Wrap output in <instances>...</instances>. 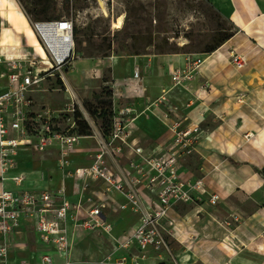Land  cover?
Here are the masks:
<instances>
[{
	"label": "crops",
	"instance_id": "crops-1",
	"mask_svg": "<svg viewBox=\"0 0 264 264\" xmlns=\"http://www.w3.org/2000/svg\"><path fill=\"white\" fill-rule=\"evenodd\" d=\"M9 1L38 35L16 0ZM205 1L236 32L205 58L197 56L203 62L191 81L174 85L171 79L173 71L185 67L190 58L182 53L119 55L98 61L109 66L107 83L113 90L115 106L134 104L137 117L133 126L138 135L131 138L145 153L168 148L172 135L168 122L162 118L168 107L174 112L171 119L177 116L184 125L200 126L195 152L181 161L179 170L191 181L201 178L204 191L199 200L179 203L171 210L175 229L166 235V240L174 262L167 264H264V0ZM8 36L11 39L4 43L2 40ZM38 43L43 48L39 35L32 37L24 26L15 29L0 9V70L7 60L34 55L40 59ZM232 52L247 56L245 68L238 70L232 65L229 60ZM225 54L229 56L227 61L223 58ZM90 62L77 59L72 66L90 72ZM135 68L138 77L133 76ZM100 73L101 68L97 70ZM4 88L2 80L0 91ZM153 130L158 135L151 143L147 135L154 136ZM84 140L87 141L82 143L84 146L94 145L91 140ZM33 155L34 152L19 151L16 167L5 174L0 189L52 191L64 183L70 201H77V181L63 177L57 167L56 148L41 152L38 157ZM77 155L80 156L73 158L71 169L91 160L86 158L87 153ZM194 157L199 162L191 166L188 162ZM14 176H22L20 184L12 180ZM213 194L219 196L214 205L209 202ZM116 199L124 202L120 196ZM138 218L130 209L109 214L114 237L135 227ZM69 234L73 240L69 264H117L122 256H127L125 264H133L130 254L135 247L122 249L100 230L73 232L70 223ZM13 241L7 264H20L21 260L37 264L38 252L45 247L32 220L22 221L21 231L14 235ZM171 245L175 247L173 251ZM163 251H149L140 264H160L165 257ZM107 256H111V261H106ZM61 261V257H55V264H62Z\"/></svg>",
	"mask_w": 264,
	"mask_h": 264
},
{
	"label": "built area",
	"instance_id": "built-area-1",
	"mask_svg": "<svg viewBox=\"0 0 264 264\" xmlns=\"http://www.w3.org/2000/svg\"><path fill=\"white\" fill-rule=\"evenodd\" d=\"M46 23L65 33L62 42L66 49L60 46L62 43L51 46L44 39L48 45L42 41L46 60L11 59L0 70V81L5 80V88L0 91V181L16 167L19 151L41 153L54 147L58 154L57 167L63 177L77 181L78 198L70 201L64 183L52 191L0 189V264H7L14 235L21 231L24 220L34 222V229L45 247L38 252L37 264H55L56 256L61 257L62 264H69L73 244L70 223L73 232L74 229H97L109 235L122 249L135 247L130 258L133 264H140L151 250H169L166 235L175 229V220L170 214L173 207L199 200L204 191L201 178L191 181L179 170L181 161L195 152L200 126L184 125L177 116L171 119L174 112L168 107L162 118L168 122L171 142L166 150L147 154L133 141L129 131L137 117L133 103L121 107L114 103L110 128L105 135L98 128L89 135L79 133V105L74 92L60 108L36 107L33 93L44 90L42 83L53 71L60 73L61 80L66 82L64 71L71 66L75 54L72 20L64 18ZM202 62L201 57L187 59L185 67L173 71V84L191 81ZM230 62L241 70L248 58L244 53L232 52ZM138 74L135 68L133 76L138 77ZM84 139L94 145L84 146ZM82 153L88 154L90 162L71 169L72 156ZM12 180L18 185L22 176H14ZM116 196L122 197L124 202H119ZM218 199L219 196L213 194L209 202L214 205ZM125 209L138 214V223L115 238L108 215ZM106 261H111V256H107ZM126 261L127 256H122L116 263ZM20 264L28 263L21 260Z\"/></svg>",
	"mask_w": 264,
	"mask_h": 264
},
{
	"label": "rangeland",
	"instance_id": "rangeland-1",
	"mask_svg": "<svg viewBox=\"0 0 264 264\" xmlns=\"http://www.w3.org/2000/svg\"><path fill=\"white\" fill-rule=\"evenodd\" d=\"M16 2L28 18L37 17V20H31L33 24L45 22L46 18L72 20L76 28L73 60H91L90 72L81 71L79 66L74 67L71 64L64 71L65 82L61 80L60 73L53 71V75L42 83L44 90L33 93V100L36 107L54 109V106L62 107L75 92L79 105L78 113L82 121L91 127V131L94 128L101 130L105 127L106 120L104 122L96 113L102 111L105 115L110 113L111 116L115 103L113 90L105 81L109 79V66L100 64L99 59L119 55L158 54L161 51L160 47H169L172 50H167L168 52L182 53L190 59L199 55L205 58L212 52L204 50L212 45L220 34L233 32L231 24L205 0H16ZM0 3V9L4 11L15 29L21 30L24 26L32 37L36 38L39 35L38 32V35L34 33L23 16L17 14L9 0H0ZM37 10L42 12L35 16L33 12ZM119 17L123 22L121 28H113V22ZM9 39L10 36L2 41L8 43ZM37 45L40 47L39 43ZM107 45H110V50H105ZM42 46L44 48L43 44ZM101 49L107 56L96 57L95 53ZM46 57L47 55L44 56L42 52L40 59ZM223 58L227 61L229 56L225 54ZM100 68L101 73L97 74ZM55 88L58 90L53 91ZM129 131L131 136L138 135L135 126L129 127ZM152 134L154 136L147 135L151 143L158 132L153 130ZM85 142L87 141L82 140L83 144ZM40 154L34 152L33 156L38 157ZM79 156L75 154L72 159ZM87 156L89 160L90 157ZM198 162V158L194 157L189 159L188 164L196 166ZM171 247L173 251L174 245ZM167 252H162L165 257L160 264L174 262V257Z\"/></svg>",
	"mask_w": 264,
	"mask_h": 264
},
{
	"label": "trees",
	"instance_id": "trees-1",
	"mask_svg": "<svg viewBox=\"0 0 264 264\" xmlns=\"http://www.w3.org/2000/svg\"><path fill=\"white\" fill-rule=\"evenodd\" d=\"M39 3V2H38ZM41 3V2H40ZM212 6V5H210ZM213 7V6H212ZM42 11L41 10H37L35 12H33V14L35 16H37V14H40ZM218 12V11H217ZM29 20H37V17H29ZM46 21L45 22H50V21H56V20H60V19H52V18H46L45 19ZM229 22V21H228ZM230 23V22H229ZM231 24V23H230ZM231 26L233 27V32L232 31H229V32H226V33H223V34H220V36L218 38H216L214 41H213V44L210 45L209 47L206 48V50H204V52H213L215 49H217L218 47H220L222 44H224L228 39H230L236 32L235 30V27L231 24ZM72 35H73V40L76 36V28L74 27L73 25V31H72ZM74 43H75V40H74ZM177 48V47H176ZM105 50H110V45H107L106 49ZM160 52H158V54H165V53H175V52H168L167 50H172L171 48L169 47H160ZM95 56H100V57H104V56H107V54H105L104 50L101 49L100 51L96 52L95 53ZM107 81V80H105ZM110 113H107L105 115V112H102V111H98L96 113V116H98L99 118H101L104 122L106 120V125L105 129L101 128V131L102 133L105 135L108 133L109 131V128H110ZM109 116V117H108ZM77 117H79L80 119H78V131L81 135H89L91 133V127L85 122V121H82L81 119V115L80 113L77 114Z\"/></svg>",
	"mask_w": 264,
	"mask_h": 264
},
{
	"label": "bare ground",
	"instance_id": "bare-ground-1",
	"mask_svg": "<svg viewBox=\"0 0 264 264\" xmlns=\"http://www.w3.org/2000/svg\"><path fill=\"white\" fill-rule=\"evenodd\" d=\"M123 22H122V18L119 17L118 20L114 21L113 24H112V27L113 28H121ZM37 32L39 33V36H40V39L41 41L44 42L45 46H48L46 43H45V40L46 39L49 43V45L51 46H59L60 43H62V46L63 47V50L66 49V45L63 44V37H64V32L60 31L59 29H55L54 27H52L51 25L47 24L46 22H37ZM41 48V46H40ZM44 56L47 55V52L45 53L43 51V48H41ZM46 60V59H44ZM47 64V66L49 65L47 62H45ZM44 64V63H43Z\"/></svg>",
	"mask_w": 264,
	"mask_h": 264
},
{
	"label": "water",
	"instance_id": "water-1",
	"mask_svg": "<svg viewBox=\"0 0 264 264\" xmlns=\"http://www.w3.org/2000/svg\"><path fill=\"white\" fill-rule=\"evenodd\" d=\"M33 26H34L35 31L37 32V26H35V24H33Z\"/></svg>",
	"mask_w": 264,
	"mask_h": 264
}]
</instances>
